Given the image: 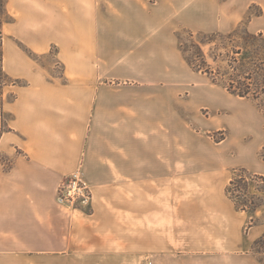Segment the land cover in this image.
Masks as SVG:
<instances>
[{"label":"crops","instance_id":"obj_1","mask_svg":"<svg viewBox=\"0 0 264 264\" xmlns=\"http://www.w3.org/2000/svg\"><path fill=\"white\" fill-rule=\"evenodd\" d=\"M176 2L197 20L223 10L219 0H7L3 65L17 84L0 106V264H177L239 240L222 227L239 212L225 189L176 193V180L215 169L192 122L222 102L175 54ZM78 169L90 212L57 199Z\"/></svg>","mask_w":264,"mask_h":264},{"label":"rangeland","instance_id":"obj_2","mask_svg":"<svg viewBox=\"0 0 264 264\" xmlns=\"http://www.w3.org/2000/svg\"><path fill=\"white\" fill-rule=\"evenodd\" d=\"M154 1L144 0V4ZM219 2L222 3L223 10L215 19L206 21L192 19L182 14L181 2H176L171 19L168 20L171 24V42L174 45L175 54L184 61L187 68L194 70L187 60L196 65H204L205 61L214 72L221 70L223 74L219 76L225 79L229 77V74L224 73L232 72V69L228 67L230 51L238 44H242L241 41L246 35L245 31L248 30L252 34L259 32L264 34V0H219ZM96 5L101 3L96 2ZM210 6L211 2L208 1L207 7L210 8ZM11 12L13 14L7 11V0H0V106L3 102L4 88L17 84V81L6 77L3 65V49L15 15L13 8ZM231 33L235 35L224 38ZM36 58L41 64L42 62L46 64L51 59L39 53L36 54ZM194 71L204 74V82L210 85L216 84L215 86L222 92L219 109L210 112L205 108L201 113V121L192 122V126L198 129L199 136L204 140L208 156L214 154L217 165L202 179L176 180V193H192L205 187L216 196L224 194L227 183L237 174L238 169L245 168L250 173L264 175V160L260 156L264 146V114L252 99L240 98L230 93L221 83H215L207 73ZM191 73L193 74L192 71ZM54 74H63L60 64L54 68ZM179 74H185L184 70L180 69ZM210 146H214L213 151L210 150ZM62 182L58 188L57 199ZM178 197L179 195H176V198ZM92 202L86 209L80 211L90 212ZM252 214L239 211L235 214L236 218L221 221L222 227L233 232L237 230L239 233V240L231 244L232 249L210 251L206 253L207 257L184 259L177 264H264V242L255 244L256 239L264 233V204ZM252 216L256 218V223L249 227ZM253 226L262 232L252 242H248L246 237Z\"/></svg>","mask_w":264,"mask_h":264},{"label":"trees","instance_id":"obj_3","mask_svg":"<svg viewBox=\"0 0 264 264\" xmlns=\"http://www.w3.org/2000/svg\"><path fill=\"white\" fill-rule=\"evenodd\" d=\"M245 33L242 44H238L230 51L228 67L232 72L224 73L229 74L228 78L220 77L222 71L214 72L205 61L204 65H196L190 60L187 62L194 70L207 73L215 83H221L230 93L252 99L264 114V34L262 32L252 34L248 30ZM190 34L193 37V33ZM234 35L235 33H231L224 38ZM260 156L264 160V146ZM225 193L237 210L253 215L252 213L264 204V175L250 173L245 168L238 169L237 174L227 183ZM255 223L256 218L252 216L248 226ZM261 242H264V233L256 239L255 244Z\"/></svg>","mask_w":264,"mask_h":264},{"label":"built area","instance_id":"obj_4","mask_svg":"<svg viewBox=\"0 0 264 264\" xmlns=\"http://www.w3.org/2000/svg\"><path fill=\"white\" fill-rule=\"evenodd\" d=\"M59 202L70 206L73 210L86 209L92 202V189L82 177L80 170L67 176L62 182Z\"/></svg>","mask_w":264,"mask_h":264}]
</instances>
